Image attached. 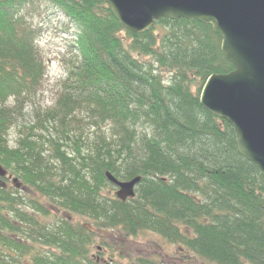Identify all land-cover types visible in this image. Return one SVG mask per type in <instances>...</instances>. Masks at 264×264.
Wrapping results in <instances>:
<instances>
[{"label": "trees", "instance_id": "16d2710c", "mask_svg": "<svg viewBox=\"0 0 264 264\" xmlns=\"http://www.w3.org/2000/svg\"><path fill=\"white\" fill-rule=\"evenodd\" d=\"M35 1L0 0V165L37 195L0 187V264H99L95 235L54 209L208 264H264V175L199 103L209 76L234 69L211 26L164 18L133 34L103 0H38L74 27L76 58L53 107L10 147L6 103L33 96L46 73L27 21ZM106 173L141 177L135 197L110 194Z\"/></svg>", "mask_w": 264, "mask_h": 264}, {"label": "water", "instance_id": "95a60500", "mask_svg": "<svg viewBox=\"0 0 264 264\" xmlns=\"http://www.w3.org/2000/svg\"><path fill=\"white\" fill-rule=\"evenodd\" d=\"M103 1L114 19L133 34L151 29L164 18L211 26L234 69L207 78L200 106L233 128L238 152L264 175V0ZM6 175L0 165V179ZM105 176L118 200L135 197L141 177L120 181L109 173Z\"/></svg>", "mask_w": 264, "mask_h": 264}, {"label": "rangeland", "instance_id": "374dc122", "mask_svg": "<svg viewBox=\"0 0 264 264\" xmlns=\"http://www.w3.org/2000/svg\"><path fill=\"white\" fill-rule=\"evenodd\" d=\"M34 5L36 10L27 21L39 32L36 48L44 62L46 73L40 88L33 96L22 100L16 106L12 100L6 103L8 108H14V120L7 138L10 147L15 145L21 132H26L35 125L38 115L41 116L44 111L53 107L60 84L76 58V52L72 48L75 40L74 27L49 5L38 0ZM90 132L86 130L89 140L92 141ZM20 187L22 189V185ZM115 192L116 189H113L109 193L115 196ZM23 193L27 194L25 191ZM40 202L50 207L45 199L40 198ZM58 216L68 217L73 223H79L95 235L90 254L99 264H137L139 259L156 260L163 264H208L152 233L128 237L118 231L97 230L83 217L65 212Z\"/></svg>", "mask_w": 264, "mask_h": 264}, {"label": "flooded vegetation", "instance_id": "af4514ba", "mask_svg": "<svg viewBox=\"0 0 264 264\" xmlns=\"http://www.w3.org/2000/svg\"><path fill=\"white\" fill-rule=\"evenodd\" d=\"M0 187L4 188L7 192H9L12 196H16V193L18 195H22L23 199L27 201L28 198H34L37 197V195L31 191L27 186H22V189H20L21 184L16 182V179L13 178L11 175L7 174L4 178L0 179ZM12 185V186H11ZM13 187V188H12ZM15 190V192L13 191ZM25 191L27 194L23 193ZM23 193V194H22ZM42 204V203H41ZM54 209V208H53ZM54 215L58 216L61 212L54 209ZM50 225H52V222H50ZM89 231V230H88ZM90 232V231H89ZM92 233V232H91ZM99 250V249H98Z\"/></svg>", "mask_w": 264, "mask_h": 264}]
</instances>
